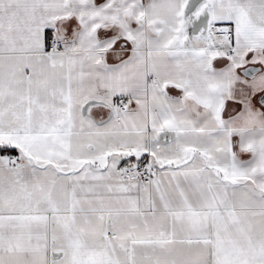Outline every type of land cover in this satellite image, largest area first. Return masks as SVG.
Instances as JSON below:
<instances>
[{
    "label": "snow or ice",
    "instance_id": "6c2138e0",
    "mask_svg": "<svg viewBox=\"0 0 264 264\" xmlns=\"http://www.w3.org/2000/svg\"><path fill=\"white\" fill-rule=\"evenodd\" d=\"M0 264H264V0H0Z\"/></svg>",
    "mask_w": 264,
    "mask_h": 264
}]
</instances>
